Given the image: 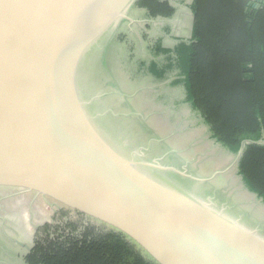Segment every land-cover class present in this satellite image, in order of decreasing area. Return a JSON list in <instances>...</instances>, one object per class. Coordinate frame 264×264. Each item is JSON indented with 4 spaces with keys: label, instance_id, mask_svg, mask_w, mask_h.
Here are the masks:
<instances>
[{
    "label": "water",
    "instance_id": "1",
    "mask_svg": "<svg viewBox=\"0 0 264 264\" xmlns=\"http://www.w3.org/2000/svg\"><path fill=\"white\" fill-rule=\"evenodd\" d=\"M138 1L0 0V186L97 219L158 264H264V224L202 192L211 178L172 152L152 154L156 138L118 123L136 114L103 100L96 75Z\"/></svg>",
    "mask_w": 264,
    "mask_h": 264
},
{
    "label": "rangeland",
    "instance_id": "2",
    "mask_svg": "<svg viewBox=\"0 0 264 264\" xmlns=\"http://www.w3.org/2000/svg\"><path fill=\"white\" fill-rule=\"evenodd\" d=\"M171 2L177 12L170 18H152L145 8L133 6L129 12L131 21L120 23L106 49L104 71L117 91V101L123 104L118 107L136 114L126 122L132 121L136 128L126 124L125 130L138 132V142L156 138L160 151L172 152L174 161L199 176L211 178V188L254 222L264 224V203L246 188L235 162L237 154L211 136L209 126L186 100L185 86L173 84L181 78L180 71L174 69L159 78L147 68L152 61H167L165 55L153 50L159 40L165 47H174L179 38H191L192 0ZM74 224L115 230L35 191L0 186V264H25L19 255H24L28 247L46 237L62 239L70 233L68 225ZM137 248L153 260L138 244Z\"/></svg>",
    "mask_w": 264,
    "mask_h": 264
},
{
    "label": "trees",
    "instance_id": "3",
    "mask_svg": "<svg viewBox=\"0 0 264 264\" xmlns=\"http://www.w3.org/2000/svg\"><path fill=\"white\" fill-rule=\"evenodd\" d=\"M255 0H192L191 38L174 47L159 40L153 49L166 62L147 67L159 78L174 69L186 100L209 126L211 136L233 153L245 145L238 171L264 202V6ZM152 18L172 17L170 0H139ZM62 239L37 243L28 264H158L117 230L77 224ZM81 227V228H80ZM80 228V229H79ZM83 228V229H82ZM79 229V230H78Z\"/></svg>",
    "mask_w": 264,
    "mask_h": 264
},
{
    "label": "flooded vegetation",
    "instance_id": "4",
    "mask_svg": "<svg viewBox=\"0 0 264 264\" xmlns=\"http://www.w3.org/2000/svg\"><path fill=\"white\" fill-rule=\"evenodd\" d=\"M171 4L174 5L173 3H171ZM176 12H177V10H176ZM167 18H169V17H167ZM95 81H96L97 85L99 84V86H101V88L103 89V91H105L104 92L103 100H105L104 102L106 103V105L109 108H111V109H115V110L118 109L120 111H125L124 106H123V108H119L118 105H117V104H119V105L120 104L123 105V104L120 101H117V98H116V94L114 92V89H113V87H111L109 85L110 84V82H108L109 81V78H108V75L106 74V72L104 71V66H101L100 70L98 71V74L96 75ZM126 120H127L126 118H121L118 121L119 125L126 126ZM143 142L145 143V142H147V140H145ZM143 142H141V143L144 144ZM145 144H147V143H145ZM155 144L156 145L152 149V154L155 153L156 155H160L161 156L162 155V153H161L162 151L160 152V150H159V147H158L159 144L157 142ZM171 159H173V158L170 157L168 160H171ZM202 186H204V185H201L199 187V189H201L202 192H204V193H212V194L214 193L213 188H211L209 186H204V187H202ZM217 196H219L218 192H217ZM222 200L225 201L224 198H222ZM14 256L15 255L13 254L10 257H14ZM19 256L22 259V261L25 262V264H28L27 263V260H26L27 254H24V255L23 254H20Z\"/></svg>",
    "mask_w": 264,
    "mask_h": 264
},
{
    "label": "crops",
    "instance_id": "5",
    "mask_svg": "<svg viewBox=\"0 0 264 264\" xmlns=\"http://www.w3.org/2000/svg\"><path fill=\"white\" fill-rule=\"evenodd\" d=\"M171 1V0H170ZM172 3V2H171Z\"/></svg>",
    "mask_w": 264,
    "mask_h": 264
}]
</instances>
